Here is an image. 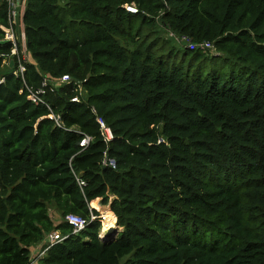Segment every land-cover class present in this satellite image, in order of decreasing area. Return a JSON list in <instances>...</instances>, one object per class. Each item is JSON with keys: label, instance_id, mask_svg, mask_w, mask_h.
<instances>
[{"label": "trees", "instance_id": "obj_1", "mask_svg": "<svg viewBox=\"0 0 264 264\" xmlns=\"http://www.w3.org/2000/svg\"><path fill=\"white\" fill-rule=\"evenodd\" d=\"M22 22V74L0 43V264H264V0H25ZM7 25L0 0V40ZM170 31L216 52L184 44L188 66L168 65ZM206 58L222 61L203 73ZM62 74L46 104L28 98ZM96 201L112 240L89 218ZM69 212L88 225L71 233ZM51 230L68 236L32 261Z\"/></svg>", "mask_w": 264, "mask_h": 264}, {"label": "built area", "instance_id": "obj_2", "mask_svg": "<svg viewBox=\"0 0 264 264\" xmlns=\"http://www.w3.org/2000/svg\"><path fill=\"white\" fill-rule=\"evenodd\" d=\"M8 4V25L7 26H1L2 30L4 31V38L11 41L12 48L10 51V54H15L17 57V67L13 70L14 75L22 74V72L25 70L24 61L28 59V53L26 52L25 47V40H24V32H23V22H22V14L24 10V3L25 0H5ZM125 8L128 11L136 12L137 8L133 4H126ZM18 29V32L16 31ZM169 35L173 37L174 41L181 44H185L186 47L189 49H195V50H201V51H210L215 53L216 49L212 42L210 41H200V42H194L192 41L187 35L185 34H175L173 32H169ZM17 42H20L21 48L20 50L17 49ZM9 57L5 58V62H8ZM13 63V59H12ZM12 65V64H11ZM3 81V76H0V82ZM72 78L69 76V74H62L59 77L56 78H50L49 81L46 77H44L41 81V85L35 89L25 85L26 90L28 92V98L36 103H45L44 100L41 98V95L45 91V86L50 84H63L71 82ZM76 85V90L78 91L77 94H75L71 100L74 102H79L81 100V97L83 95L84 90L82 89V86L80 85L79 81H74ZM52 84V85H53ZM46 104V103H45ZM91 111L96 114L95 108L91 106ZM48 118H51L55 121V124L58 126H61L60 116L58 114H54L51 110L49 111ZM96 121L99 126V131L102 139L105 142H108L112 139L113 133L110 129V127L105 123V121L101 118V116L96 115ZM91 136L82 134L81 139L79 141V145L82 148H85L89 141L91 140ZM100 164L102 165H109L111 167H115V159L113 157L108 156L105 152L103 153L100 161ZM77 181L79 185H84L85 181L81 178H77ZM104 206V205H102ZM109 206H104V208ZM92 209H95L98 213H94ZM89 218L94 219L97 217H100L102 219V228L99 230L98 236L100 238L104 237V232L106 230V227H108L107 224L104 222V215L103 211L101 209H98L92 204H89ZM63 219L72 225V231L71 233H77L84 229L88 222L87 220L75 213L69 212L64 215ZM68 236V234L62 235L59 230H51L49 232H46L44 235L42 241L40 242V247L37 249L36 253H34V250L31 249V258L32 261L36 260L35 258L41 256V254L44 253V251L50 247L52 244L61 241L63 238ZM43 245V246H42Z\"/></svg>", "mask_w": 264, "mask_h": 264}, {"label": "rangeland", "instance_id": "obj_3", "mask_svg": "<svg viewBox=\"0 0 264 264\" xmlns=\"http://www.w3.org/2000/svg\"><path fill=\"white\" fill-rule=\"evenodd\" d=\"M171 46H173L175 50H174L173 54H169L168 55L169 49H170ZM184 47H185V45L183 43L179 44V43L175 42L173 39H171L169 42H167V47L164 50V52H166V54H167L166 57H165L166 64L172 65L173 63H177V64L181 63L185 67L188 66V64L190 62V56H186L184 59H182V53L184 52V49H185ZM211 53H213V52H211ZM221 61H222V58H219L217 60H212L211 58H206L205 60H203L201 62L203 73H206L211 68L216 67V65L220 64ZM196 64H197V62H192L191 66L193 68H195ZM97 202L98 203H96L94 205L95 207H97L98 209H101L103 211V213H104V211H109V209L107 207L104 208V206H108V204L102 206V204H99V201H97ZM99 214H100V212H99ZM50 215H51V217L53 218V220L55 222L60 220V217H59L60 214L56 210L51 209L50 210ZM105 224H106V221H105ZM100 227L102 228L103 226H100ZM118 230H120V228H118ZM124 259H125V257L122 258L121 261H123Z\"/></svg>", "mask_w": 264, "mask_h": 264}, {"label": "water", "instance_id": "obj_4", "mask_svg": "<svg viewBox=\"0 0 264 264\" xmlns=\"http://www.w3.org/2000/svg\"><path fill=\"white\" fill-rule=\"evenodd\" d=\"M7 39H2L0 40V43H4L6 42ZM9 64H12V59L9 60ZM117 231V227H116V223L114 225H110L108 227H106V230L104 232V237L101 239L102 241L108 240V239H113L114 235L116 234Z\"/></svg>", "mask_w": 264, "mask_h": 264}, {"label": "bare ground", "instance_id": "obj_5", "mask_svg": "<svg viewBox=\"0 0 264 264\" xmlns=\"http://www.w3.org/2000/svg\"><path fill=\"white\" fill-rule=\"evenodd\" d=\"M103 215H104V219H105V221H106V224H107L108 226L114 224L115 215H114L113 212H111V211H104Z\"/></svg>", "mask_w": 264, "mask_h": 264}, {"label": "crops", "instance_id": "obj_6", "mask_svg": "<svg viewBox=\"0 0 264 264\" xmlns=\"http://www.w3.org/2000/svg\"><path fill=\"white\" fill-rule=\"evenodd\" d=\"M118 228V227H117ZM100 238V237H99ZM40 247V242L37 244V245H35V246H33L31 249H33L34 250V253H36V251H37V249Z\"/></svg>", "mask_w": 264, "mask_h": 264}, {"label": "clouds", "instance_id": "obj_7", "mask_svg": "<svg viewBox=\"0 0 264 264\" xmlns=\"http://www.w3.org/2000/svg\"><path fill=\"white\" fill-rule=\"evenodd\" d=\"M4 39H5V38H4ZM96 202H97V201H96ZM99 203H100V202H99ZM100 204H101V203H100ZM92 205H93V204H92ZM102 205H103V204H102ZM108 206H109V205H108ZM115 223H116V217H115V220H114V224H115ZM114 224H113V225H114Z\"/></svg>", "mask_w": 264, "mask_h": 264}]
</instances>
